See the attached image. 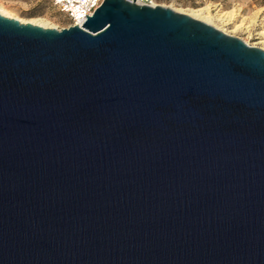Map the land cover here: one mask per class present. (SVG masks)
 <instances>
[{
  "label": "water",
  "instance_id": "obj_1",
  "mask_svg": "<svg viewBox=\"0 0 264 264\" xmlns=\"http://www.w3.org/2000/svg\"><path fill=\"white\" fill-rule=\"evenodd\" d=\"M0 14V264H264V49L163 5Z\"/></svg>",
  "mask_w": 264,
  "mask_h": 264
},
{
  "label": "rangeland",
  "instance_id": "obj_2",
  "mask_svg": "<svg viewBox=\"0 0 264 264\" xmlns=\"http://www.w3.org/2000/svg\"><path fill=\"white\" fill-rule=\"evenodd\" d=\"M163 4L264 49V0H165ZM0 9L43 27L61 29L70 25L49 0H0Z\"/></svg>",
  "mask_w": 264,
  "mask_h": 264
},
{
  "label": "built area",
  "instance_id": "obj_3",
  "mask_svg": "<svg viewBox=\"0 0 264 264\" xmlns=\"http://www.w3.org/2000/svg\"><path fill=\"white\" fill-rule=\"evenodd\" d=\"M104 0H49V2L56 7L68 20L71 25H79L86 20V15L93 14ZM133 1V0H128ZM142 5H163L165 0H134Z\"/></svg>",
  "mask_w": 264,
  "mask_h": 264
},
{
  "label": "bare ground",
  "instance_id": "obj_4",
  "mask_svg": "<svg viewBox=\"0 0 264 264\" xmlns=\"http://www.w3.org/2000/svg\"><path fill=\"white\" fill-rule=\"evenodd\" d=\"M0 14H2V15H4V16H7V17H10V18H15V19H17V20H19L18 18H16V17H14L13 15H11L9 12H6V11H3V10H1L0 9ZM194 17H195V15H194ZM201 20H203V19H201ZM20 22H22V23H26V21H21V20H19ZM203 21H205V20H203ZM35 24V23H34ZM39 25V24H38ZM40 26H42V25H40Z\"/></svg>",
  "mask_w": 264,
  "mask_h": 264
}]
</instances>
